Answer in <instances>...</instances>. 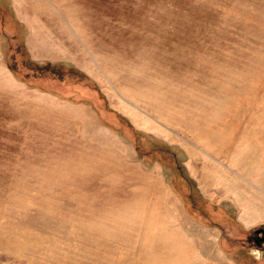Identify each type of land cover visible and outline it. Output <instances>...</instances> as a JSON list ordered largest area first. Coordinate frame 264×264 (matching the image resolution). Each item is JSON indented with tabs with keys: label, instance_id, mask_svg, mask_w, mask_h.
I'll use <instances>...</instances> for the list:
<instances>
[{
	"label": "rangeland",
	"instance_id": "1",
	"mask_svg": "<svg viewBox=\"0 0 264 264\" xmlns=\"http://www.w3.org/2000/svg\"><path fill=\"white\" fill-rule=\"evenodd\" d=\"M264 0H0V264H264Z\"/></svg>",
	"mask_w": 264,
	"mask_h": 264
},
{
	"label": "flooded vegetation",
	"instance_id": "2",
	"mask_svg": "<svg viewBox=\"0 0 264 264\" xmlns=\"http://www.w3.org/2000/svg\"><path fill=\"white\" fill-rule=\"evenodd\" d=\"M258 237H259V243H261L260 245L264 244V230H261L258 233Z\"/></svg>",
	"mask_w": 264,
	"mask_h": 264
}]
</instances>
